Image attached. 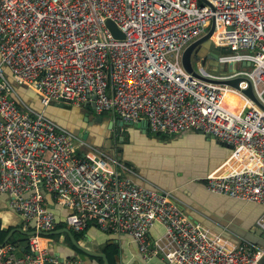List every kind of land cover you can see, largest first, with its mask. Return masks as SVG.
Instances as JSON below:
<instances>
[{"label":"built area","instance_id":"2783aa9c","mask_svg":"<svg viewBox=\"0 0 264 264\" xmlns=\"http://www.w3.org/2000/svg\"><path fill=\"white\" fill-rule=\"evenodd\" d=\"M0 0V195L26 226L41 231L27 246L0 243V264H64L50 257L56 218L46 194L68 212L75 232L90 224L130 238L142 264H264V246L237 243L192 218L171 190L136 183L114 154L86 142L44 111L51 101L91 108L112 121H143L174 135L193 129L230 144L204 177L207 190L264 206V0ZM111 20L123 37H116ZM220 49L216 73L238 87L194 76L186 46L203 36ZM251 62L242 66L241 62ZM251 83L258 102L243 93ZM14 84L32 92L31 107ZM226 89L244 99L239 113L222 104ZM264 232V209L255 221ZM162 233L152 236L155 225Z\"/></svg>","mask_w":264,"mask_h":264},{"label":"crops","instance_id":"0c3cea01","mask_svg":"<svg viewBox=\"0 0 264 264\" xmlns=\"http://www.w3.org/2000/svg\"><path fill=\"white\" fill-rule=\"evenodd\" d=\"M40 107L39 105L37 109ZM44 111L58 124L76 134L79 127L88 129L86 142H94L99 145L106 142V138H108L107 127L102 129L101 124H92V119L98 114L94 112L92 115L89 107H75L66 103L62 107L48 104L44 107ZM86 112H88V120H84ZM126 126L124 133L118 132L115 125L112 126L113 137L110 142L107 141L106 144L108 145L105 150L114 155L117 154L134 165L132 168L134 174L131 177L136 183L147 187L157 185L166 190H171L192 218L202 222L212 231L222 234L234 243L242 239H249L256 244H261V239L253 232V228L264 206L259 203L244 202L212 193L205 186L204 177L228 156L229 148L219 144L217 138L207 137L204 133H199L193 129L174 135H165L166 138L175 136L173 139L178 140L166 141L164 143L168 144H162L160 141L164 139L159 138L161 140H158L152 136H147L139 128L129 124ZM120 136H122V140H120ZM137 137H141V142L147 145L133 151ZM145 139L149 141H145ZM52 209L55 213L56 225L58 221L62 223L60 227L55 225V229L66 226L63 219L68 211L58 204H54ZM9 213H12V216ZM10 219L13 221L8 223ZM16 221L19 222L14 225ZM17 228L26 231L35 230L32 223L26 226L23 222L21 223L18 214L8 206V197L0 195V231H6V237L12 229H15V232L6 242L12 236L14 243L25 238L21 232L17 231ZM17 232L22 234L20 238L14 237ZM74 233L78 235L77 242L88 248L104 252L105 247L114 245L118 248L115 259L118 256L125 264H142L136 245L124 234L105 233L93 224H90L84 231H73V236ZM161 233V226L156 224L151 231L152 236ZM54 235H49L53 239L49 252L50 257L64 262V264H79L78 251L72 242L67 240L65 235L68 234ZM5 237L0 242H4ZM23 250L19 248L18 253L21 254ZM90 259H92L90 256H86L84 264H102V260ZM149 264L163 263L160 258L156 257Z\"/></svg>","mask_w":264,"mask_h":264},{"label":"water","instance_id":"95a60500","mask_svg":"<svg viewBox=\"0 0 264 264\" xmlns=\"http://www.w3.org/2000/svg\"><path fill=\"white\" fill-rule=\"evenodd\" d=\"M200 1L207 2L206 0H200ZM107 25L109 26V28L111 29V31L113 32V34L116 37H123V34L117 29V27L115 26V24L111 20H107ZM213 27L214 26H213V22H212L210 28L208 29V31L203 36L194 40L188 46H186V48L184 49V51L182 53V58H181L182 65L186 71L192 73L194 76H197V77H200L203 79H207V78H204L203 76H201L200 74L195 72L192 68V63H194L196 61H200L201 64H204L206 61V58H207L208 59L207 60L208 67L211 68V70H213L214 72L220 73V74L226 73V72H234L239 67V65L236 63H226V64L218 63V56L220 54V49L218 47H215L209 38L211 36L212 31H213ZM251 64H252L251 62H245V61L240 63V65H242V66H250ZM207 80L213 81V82H222V83H225V84H228V85H231V86L237 88L238 82L241 80V77H236V78L229 79V80H216V79H207ZM243 93L245 95H247L248 97H250L255 102H257L259 105H261L258 102V100L256 99V97L254 96L251 83H249L248 87L243 90ZM49 104L58 105L60 107L64 106V102L51 101ZM84 120H88V112L85 113ZM102 121H103V117L100 114H98L92 119V124H94V125L101 124ZM103 122H106V121H103ZM107 123H108V125H107L106 130H108L109 133L107 136L108 138H106V141L110 142L111 138L113 137L112 132H111V128L114 125V121L108 120ZM117 124H119L121 126L123 124H126V125L129 124L130 126L139 128L142 132L146 133L147 136H150L147 124L143 121L124 122L121 120H117ZM76 132H77V136L79 138H81L82 140L87 139L88 132H89L88 129H84L83 127H79V128H77ZM197 132L203 133L200 130H197ZM204 134L207 137L214 138V136L212 134H209V133H204ZM218 143L222 144L223 146H225L229 149L232 148V146L230 144H227V143L222 142L220 140L218 141ZM92 144L97 145L94 142ZM120 144L122 145V143H120ZM101 145L102 144H99L97 146H101ZM46 198L48 200L49 206L52 208L54 206V202L51 199L50 195L46 194ZM17 231L21 232L25 236V238L23 240H20V241L15 243L17 245V247L20 249H24L27 246L28 236H30L32 234H36V233H41V231H39V230L26 231V230H23L22 228H17ZM14 232H15V229H12L8 233V235L5 237L4 242H6L9 239V237L11 236V234ZM253 232L256 234V236H258L261 239L260 245L264 246V232L256 225V223H255V226L253 228ZM43 233L46 235H54V234H61V233L68 234L69 237L71 238V242H72L73 246L78 251L77 257L80 259L79 264H84V261L86 260V256H90L92 259L94 258L97 261L102 260V264H109V261H108V258L106 256L105 252L100 251L98 249L88 248V247L84 246L83 244L77 242V240L73 236L71 230L67 226H64V227H61L58 229H54V230H51L48 232H43ZM247 240H249V239H247ZM92 259H90V260H92ZM116 260H117L116 261L117 264H125L124 262L121 261V259L118 256H116ZM51 263L54 264L53 262H51Z\"/></svg>","mask_w":264,"mask_h":264},{"label":"rangeland","instance_id":"374dc122","mask_svg":"<svg viewBox=\"0 0 264 264\" xmlns=\"http://www.w3.org/2000/svg\"><path fill=\"white\" fill-rule=\"evenodd\" d=\"M15 86V85H14ZM19 93V92H18ZM23 94H24V96L25 97H23L24 99H26V97H29V99H27L26 101L28 102V104L29 105H31V106H33L35 109H37L36 108V105L38 104L37 102H36V104L34 103V101L33 100H36L35 98H36V96H34L35 98H33V97H31L27 92H25V91H23L22 92ZM20 94V93H19ZM243 105H244V103H243V101L242 100H240L239 98H237V97H229L228 99H227V101H226V106L228 107V108H230L231 110H233L234 112H236V113H239L240 112V110L242 109V107H243ZM91 114L93 115L94 114V111L91 109ZM103 119H104V121H108V120H112L111 119V116L109 115V114H106V115H103ZM115 123H114V125H115V129L118 131V132H120V133H124V132H126V128H127V126H126V124H123L122 126L121 125H119V124H117V120H115L114 121ZM113 125V126H114ZM149 133H150V136H152V137H154V138H156V139H158V140H161V139H163V138H161L162 136H165V135H163V134H159V133H153V132H150L149 131ZM175 136H171V137H169V138H166V139H164V140H162V141H160V143H162V144H168V143H164V142H166V141H174V140H178V139H173ZM178 137V136H177ZM159 138H161V139H159ZM120 140H122V136H120ZM145 141H149V140H147V139H145ZM145 145H147V144H144L143 142H141V137H137L136 138V143H135V145H134V147H133V151H137V150H139V148L141 147V146H145ZM149 145V144H148ZM161 146H165V145H161ZM115 156L117 157V158H119V160L120 161H122L127 167H129V168H134L133 166V164L132 163H130V162H128V161H126L125 159H123L122 157H120V156H118L117 154H115ZM11 209V208H10ZM10 214V216H12V213H9ZM18 218H19V216H18ZM19 220H20V218H19ZM13 221V219H10V220H8V223H11ZM21 221V220H20ZM18 222L19 221H16L15 223H14V225H17L18 224ZM22 223V222H21ZM22 236V234H20L19 232H17V233H15V235H14V237L15 238H20ZM18 255H20V253H18Z\"/></svg>","mask_w":264,"mask_h":264},{"label":"trees","instance_id":"16d2710c","mask_svg":"<svg viewBox=\"0 0 264 264\" xmlns=\"http://www.w3.org/2000/svg\"><path fill=\"white\" fill-rule=\"evenodd\" d=\"M15 85V84H14ZM14 88L16 89V91L17 92H19L18 94H19V96L23 99V100H27V99H29V97H26V99H24L23 97H25L24 96V94L22 93L23 91H25V92H27L31 97H33V98H35L34 96H33V94H32V92L30 91V90H28V89H25V88H23V87H21V86H17V85H15L14 86ZM36 99V98H35ZM34 101V103L36 104V102L38 103L37 105H36V108H38V106H39V102H38V100L36 99V100H33ZM31 106V105H30ZM31 107H33V106H31ZM34 108V107H33ZM102 117H103V115H106L105 113H102V114H100ZM149 131V130H148ZM161 138H163V139H165L166 137L165 136H162ZM57 227H60V226H62V223H60L59 221L57 222V225H56ZM55 226V227H56ZM90 226V225H89ZM88 226V227H89ZM87 227V228H88ZM86 228V229H87ZM73 232V231H72ZM82 233V232H81ZM7 233H6V231H0V241H3V238L5 237V235H6ZM14 235V234H13ZM55 236V235H54ZM66 236V238H67V240L69 241V242H71V240H70V238H69V236L68 235H65ZM74 236H75V239L78 237V235H76V233H74ZM155 236V235H154ZM52 237V236H51ZM13 241V236L10 238V240L8 241V242H12ZM12 243H14V242H12ZM104 252L106 253V255H107V258H108V260H109V262H110V264H115L116 263V259H115V255L117 254V252H118V248L116 247V246H114V245H111V246H107V247H105V249H104ZM102 263V262H101Z\"/></svg>","mask_w":264,"mask_h":264},{"label":"bare ground","instance_id":"6f19581e","mask_svg":"<svg viewBox=\"0 0 264 264\" xmlns=\"http://www.w3.org/2000/svg\"><path fill=\"white\" fill-rule=\"evenodd\" d=\"M229 97H237V98H239L240 100H242L243 101V103H244V99L242 98V96H240L239 94H237L236 92H233V91H231L230 89H226L225 91H224V93H223V97H222V104L225 106V107H227L226 106V101H227V99L229 98ZM228 108V107H227ZM229 110H231L230 108H228ZM233 111V110H232ZM234 112V111H233ZM236 113V112H235Z\"/></svg>","mask_w":264,"mask_h":264},{"label":"flooded vegetation","instance_id":"af4514ba","mask_svg":"<svg viewBox=\"0 0 264 264\" xmlns=\"http://www.w3.org/2000/svg\"><path fill=\"white\" fill-rule=\"evenodd\" d=\"M103 121H104V119H103ZM102 121V123H101V127H102V129L104 128V127H107V125H108V123L107 122H103ZM105 141V140H104ZM106 143H108L107 141L106 142H103L102 143V145L100 146V147H102V148H104V149H107V145L108 144H106Z\"/></svg>","mask_w":264,"mask_h":264}]
</instances>
